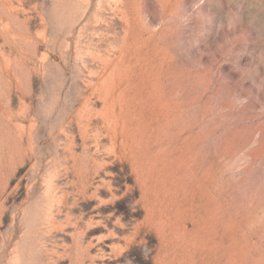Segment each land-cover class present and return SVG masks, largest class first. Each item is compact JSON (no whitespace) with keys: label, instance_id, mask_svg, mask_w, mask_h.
<instances>
[{"label":"rangeland","instance_id":"obj_1","mask_svg":"<svg viewBox=\"0 0 264 264\" xmlns=\"http://www.w3.org/2000/svg\"><path fill=\"white\" fill-rule=\"evenodd\" d=\"M0 264H264V0H0Z\"/></svg>","mask_w":264,"mask_h":264}]
</instances>
